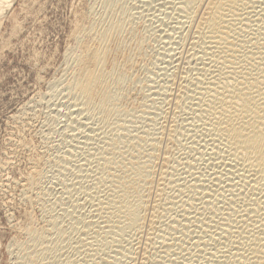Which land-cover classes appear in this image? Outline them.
<instances>
[{"label": "bare ground", "instance_id": "obj_1", "mask_svg": "<svg viewBox=\"0 0 264 264\" xmlns=\"http://www.w3.org/2000/svg\"><path fill=\"white\" fill-rule=\"evenodd\" d=\"M107 1H90L52 82L72 131L21 183L47 225L14 240L16 264H264V0H139L131 15Z\"/></svg>", "mask_w": 264, "mask_h": 264}, {"label": "rangeland", "instance_id": "obj_2", "mask_svg": "<svg viewBox=\"0 0 264 264\" xmlns=\"http://www.w3.org/2000/svg\"><path fill=\"white\" fill-rule=\"evenodd\" d=\"M90 1L15 0L13 6L9 7L3 17L0 26V264H16L14 256L16 251H14L13 243L24 239L23 229L31 220H34L37 226L47 225V219L45 220L40 205L22 199L21 183L28 178L35 162L40 161L45 155L47 159L52 157V152L60 146V141L69 139L68 134L71 133L69 131L72 128L70 129L69 126L67 131L62 133L63 123H67L66 116L57 113L60 110L59 107L61 108L62 94L52 86V82L61 78L60 76L67 68L65 57L67 48L73 44L72 36L76 28L84 23L83 18L88 11ZM105 1L108 2L107 0H96L98 10H103ZM137 1L115 0L110 5L111 8L126 11L127 15H131V6L139 4L140 1ZM145 8L150 9L151 7L145 6ZM142 19L138 18L139 22L133 19L140 31L146 23ZM152 36L145 43L143 54L136 58L135 72L129 71V76L132 75L128 79L132 80H128L126 91L131 92H125L123 103L124 107L130 110L142 105V93L144 94L145 91L142 85L147 82L140 81V83L137 79L144 78L145 80L150 68L154 66L152 60H156V50L160 49V40L157 36ZM144 64H147V67L143 68ZM139 100L141 105L138 106ZM136 108L134 110L140 109ZM25 109H28L27 114ZM18 113L23 120L20 118L21 121L18 119L17 122L13 116ZM54 117H57L56 122L53 120ZM103 122L100 124L105 126L106 122ZM79 127L80 125L76 128L79 129ZM50 180H47L45 184L52 188L53 182Z\"/></svg>", "mask_w": 264, "mask_h": 264}]
</instances>
